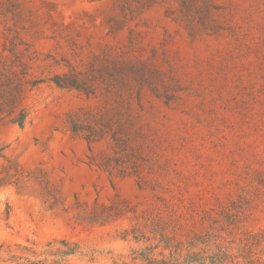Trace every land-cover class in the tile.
I'll return each instance as SVG.
<instances>
[{
	"label": "rangeland",
	"instance_id": "1",
	"mask_svg": "<svg viewBox=\"0 0 264 264\" xmlns=\"http://www.w3.org/2000/svg\"><path fill=\"white\" fill-rule=\"evenodd\" d=\"M136 92L144 184L223 211L239 263L264 264V0H0V264H54L61 240L82 253L61 264L128 256L131 214H88L162 202L99 166L116 155L110 135L87 142L68 120L116 107L124 120Z\"/></svg>",
	"mask_w": 264,
	"mask_h": 264
},
{
	"label": "trees",
	"instance_id": "2",
	"mask_svg": "<svg viewBox=\"0 0 264 264\" xmlns=\"http://www.w3.org/2000/svg\"><path fill=\"white\" fill-rule=\"evenodd\" d=\"M52 81L59 87H78L77 80L67 75H55ZM14 97L12 92L9 99L11 103L14 102ZM134 97L139 109L131 108L129 104L124 120L123 113L115 106L112 117L101 115L90 120L88 117L81 119L70 114L68 120V129L82 134L87 142L98 140L106 134L110 135L116 155L105 157L99 166L108 172L117 169L121 174L135 175L138 188L148 190L152 197L162 202V206H147L140 209L130 207L126 212L111 206H102L99 211L88 214L87 221L91 224H103L119 215L131 214L130 225L122 231L120 237L133 246L126 257L111 256V264H240L237 255L232 252L231 242L227 240V234H230L228 226L234 221L229 220L223 211L218 213L214 208L198 209L194 206L169 204L167 202L169 198H177L175 194L170 190L158 192L155 186L144 184L134 159L139 154V146L132 143L136 136L142 134L144 94L136 92ZM116 103L117 106L121 105L120 100ZM26 116L27 111L22 108L12 121L22 126ZM164 193L170 195L167 197ZM222 216L226 219L223 220ZM60 244L64 248L56 249L54 255L57 258L54 264H61L63 258L80 252L75 243L61 240ZM94 259L91 253L89 260L94 261ZM28 264H44V262L31 260Z\"/></svg>",
	"mask_w": 264,
	"mask_h": 264
}]
</instances>
